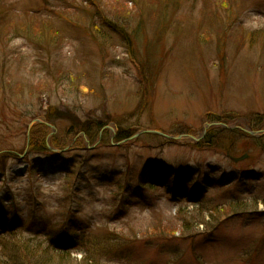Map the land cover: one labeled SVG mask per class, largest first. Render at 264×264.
<instances>
[{
  "label": "rangeland",
  "instance_id": "rangeland-1",
  "mask_svg": "<svg viewBox=\"0 0 264 264\" xmlns=\"http://www.w3.org/2000/svg\"><path fill=\"white\" fill-rule=\"evenodd\" d=\"M222 117L264 118V0H0L2 240L97 264H264V137H133ZM35 119L51 138L28 139ZM42 139L54 153L31 150ZM173 175L197 201L168 196Z\"/></svg>",
  "mask_w": 264,
  "mask_h": 264
},
{
  "label": "trees",
  "instance_id": "trees-1",
  "mask_svg": "<svg viewBox=\"0 0 264 264\" xmlns=\"http://www.w3.org/2000/svg\"><path fill=\"white\" fill-rule=\"evenodd\" d=\"M222 117V121L227 123L229 119L227 117ZM213 122V121H211ZM41 130H45L46 127L39 126ZM264 128V118L258 120L257 126H254L252 129L260 130ZM217 129L209 130L207 136L204 139V142H209L210 144L214 143L215 134ZM137 133V132H135ZM134 133V134H135ZM133 134L121 135L119 137L120 141L126 140L131 137ZM202 143V142H201ZM33 147L31 150L36 152H49L46 146V142L44 139L41 142L33 143ZM191 177V176H190ZM175 179V182L172 184L166 185L164 188L168 193V196L173 198H179L183 200H192L197 201L194 198L193 193L191 190L188 189V185L191 182V179L188 180H178L176 176H171L168 178L169 181ZM180 181V182H179ZM224 187V186H221ZM226 187V186H225ZM215 213V211H214ZM210 216L211 221L217 220L219 216H216L212 213ZM7 215L5 213L0 212V227L3 228V231H6V228L9 223L6 220ZM10 221H12L10 219ZM64 233H60L63 235ZM0 235V264H97V261L94 259L92 255L87 256L81 262H78L76 259L71 257V254L66 251L60 244V240H57L55 243L49 242L47 244L35 242L32 239H26L22 241L18 240H2ZM62 242V240H61ZM76 240L73 242H67L65 245H70L69 243H75ZM96 262V263H95Z\"/></svg>",
  "mask_w": 264,
  "mask_h": 264
},
{
  "label": "water",
  "instance_id": "water-1",
  "mask_svg": "<svg viewBox=\"0 0 264 264\" xmlns=\"http://www.w3.org/2000/svg\"><path fill=\"white\" fill-rule=\"evenodd\" d=\"M41 123L43 121H41L40 119H37L35 121H33V123L31 124L30 128L33 127V125H35L36 123ZM48 127L50 125H48L47 123H45ZM211 128H222V129H225V130H232L234 129L233 127H229L227 125H224V124H221V123H209V124H205L203 129L201 130V134L198 138H195L193 136H189V135H183V136H178V137H173V136H168L166 134H162V133H159V132H154V131H143L141 132L140 134H150V135H157V136H160V137H163L165 139H168V140H173V141H176V142H179V143H183V142H198L200 140H202L205 136H206V133H207V130L211 129ZM244 132L248 133L249 135H251L252 137L254 138H261V136L264 135V131H260V132H254L253 130L247 128V129H244L243 130ZM140 134L136 135L135 137H138ZM247 156L241 158V160H244L246 159ZM236 162L238 161H241L240 159H234Z\"/></svg>",
  "mask_w": 264,
  "mask_h": 264
}]
</instances>
